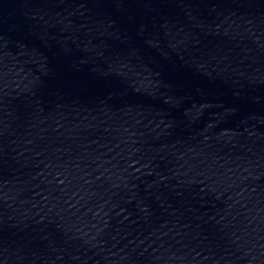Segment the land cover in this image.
Returning a JSON list of instances; mask_svg holds the SVG:
<instances>
[{
    "label": "water",
    "instance_id": "95a60500",
    "mask_svg": "<svg viewBox=\"0 0 264 264\" xmlns=\"http://www.w3.org/2000/svg\"><path fill=\"white\" fill-rule=\"evenodd\" d=\"M0 264H264V0H0Z\"/></svg>",
    "mask_w": 264,
    "mask_h": 264
}]
</instances>
